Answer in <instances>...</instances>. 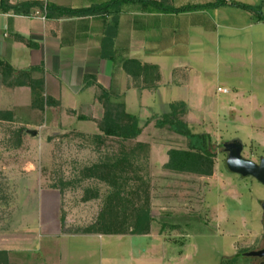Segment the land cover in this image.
Here are the masks:
<instances>
[{"label": "crops", "instance_id": "obj_1", "mask_svg": "<svg viewBox=\"0 0 264 264\" xmlns=\"http://www.w3.org/2000/svg\"><path fill=\"white\" fill-rule=\"evenodd\" d=\"M26 1L32 0H9L11 4ZM40 1L73 9H97L112 0ZM164 1L180 7L216 0ZM96 12L49 18L38 11L29 16L0 10V58L17 69L43 66L46 94L59 101L58 106L46 110V125L34 129L36 134L28 130L30 139L40 138L39 159L32 160L30 152L17 151L15 147H0V169L2 156L10 163L3 171L18 172V177L13 174L8 180H0V264H77L74 254L90 253L89 243L95 238L122 240L164 233L165 223L160 227L155 224L161 208L153 189L163 188V181L166 188L176 176L163 168L169 156L167 161L164 155L160 160L159 143L144 132L131 140L106 136L94 120L80 119L79 115L101 118L104 112L97 98L98 88L84 85L86 74H93L98 84L121 94L127 111V95L133 89L138 91L142 106L160 101L167 108L172 101L160 94L171 85L188 86L192 50L202 52L214 43L264 44V20L228 4L169 12L121 0ZM11 25L14 32L39 47L15 41L9 32ZM111 32L119 56L159 65L161 80L157 90L134 88L131 76L102 57L103 39ZM27 89L31 93L28 86L7 89L0 74V111L12 112L6 118L0 117V130L4 124L14 123L15 110H32L31 97L24 105L12 99V94ZM181 100L190 108L186 99ZM83 108L89 111L82 112ZM53 118L56 123H51ZM22 134L16 139L19 143L29 140ZM160 170L163 174H156ZM131 193L136 194L140 206L152 208L153 221L139 235L132 233L138 215L131 204Z\"/></svg>", "mask_w": 264, "mask_h": 264}, {"label": "rangeland", "instance_id": "obj_2", "mask_svg": "<svg viewBox=\"0 0 264 264\" xmlns=\"http://www.w3.org/2000/svg\"><path fill=\"white\" fill-rule=\"evenodd\" d=\"M246 43L241 41L226 46L214 43L202 52L192 50V69H188L186 80L188 86L171 85L160 94L169 101L186 99L190 108L184 118L191 129L212 135L216 149L214 174L175 173L169 186L164 188L166 183L163 181V188L153 189L155 201L161 208V213L159 210L156 213L155 224L160 227L165 223L163 234L122 240L95 238L89 243L90 253L74 254L77 264L260 263V258L248 253L264 248V183L253 176L230 171L223 148L225 142L239 140L244 145V157L257 163L264 157V44ZM218 87L228 91H219ZM30 97L29 89L12 94V99H18L20 105ZM127 109L139 118L145 136L159 143L160 160L163 155L165 161L168 160L166 148L184 146L182 136L154 126V120L167 111L162 102L152 101L150 105L142 106L138 91L133 89L127 95ZM81 111L89 110L83 108ZM15 117L14 123L1 127V150L15 147L17 151L30 152L32 160L39 159L40 138L33 141L28 130L32 133L41 124L46 125L45 114L42 116L33 109H18ZM148 120L152 121L147 124ZM56 122L54 118L51 121ZM74 122L79 126L77 120ZM46 132L50 130L46 129ZM22 133L29 140L19 143L16 139ZM1 159L0 180H8L13 174L18 177L14 170L3 171L10 163L2 156ZM143 161L146 171L145 157ZM67 169L69 172L70 167ZM160 171L156 174H163ZM241 249H247L244 256L238 255ZM234 257L237 259L232 263Z\"/></svg>", "mask_w": 264, "mask_h": 264}, {"label": "trees", "instance_id": "obj_3", "mask_svg": "<svg viewBox=\"0 0 264 264\" xmlns=\"http://www.w3.org/2000/svg\"><path fill=\"white\" fill-rule=\"evenodd\" d=\"M118 1L121 2V0H112L111 2L102 4L97 9H73L40 0L20 2L17 4H11L9 0H0V10L3 12L14 11L15 14L29 16H32L38 11L49 18H60L88 15L95 11H97L96 13L103 12ZM133 1L142 4L145 8L153 6L159 10L169 12H185L228 4L250 11L257 19L264 20V0H261L259 4H247L235 0H216L209 3L191 4L180 7L173 6L164 0ZM9 32L15 41L22 42L31 48L39 47L35 42L14 32L12 25L9 27ZM113 34L114 32H111V34L103 39L101 45L102 57L112 60L115 65H119L131 76L134 88L140 91L144 89L157 90L161 80L159 65L142 62L139 59L129 56H119ZM37 73L40 74L39 77L35 76ZM0 74L3 84L7 89H14L20 86L30 87L32 92L31 107L42 116L49 107L59 105L58 100L46 94L43 66H31L27 69H17L5 58H0ZM84 85H95L98 88L99 93L97 98L102 104L104 112L101 118L79 115L80 119L94 120L97 123L99 131L106 136H116L131 140L137 139L143 133L144 127L140 124L139 118L127 112L126 103L121 94L117 93L112 88L106 89L98 84L97 78L93 74L85 75ZM187 112L188 107L183 100L172 101L168 104L167 111L154 120V126L158 129H167L185 139L184 146L169 148V160L164 164L163 168L176 174L187 173L199 176H212L214 174L216 157V149L212 135L208 132H194L189 122L184 118ZM11 114V111H0L1 118H6ZM151 121L148 120L146 123L149 124ZM130 200L133 209L138 215L136 226L132 233L139 235L144 231L145 227L153 221L152 208L151 206H140L135 193L130 194ZM245 252H247V249H241L238 255L244 256ZM236 259L237 257H234L232 263H235ZM228 263L230 262L226 264Z\"/></svg>", "mask_w": 264, "mask_h": 264}, {"label": "water", "instance_id": "obj_4", "mask_svg": "<svg viewBox=\"0 0 264 264\" xmlns=\"http://www.w3.org/2000/svg\"><path fill=\"white\" fill-rule=\"evenodd\" d=\"M32 134H36V131H32ZM223 148L225 152L227 153L226 164L230 171L240 174L241 176H253L260 182L264 183L263 177L256 175L252 171L244 170L245 168L240 169L237 166L240 164V160H241L244 162L252 163L256 165L258 168H261L263 167V164H264V157H261L258 163L251 159L244 157L242 154L244 145L239 140H232V141L225 142L223 144ZM262 208H263V213H264V201L262 202ZM248 255L260 258L261 261L259 264H264V248L255 250V251H250Z\"/></svg>", "mask_w": 264, "mask_h": 264}, {"label": "bare ground", "instance_id": "obj_5", "mask_svg": "<svg viewBox=\"0 0 264 264\" xmlns=\"http://www.w3.org/2000/svg\"><path fill=\"white\" fill-rule=\"evenodd\" d=\"M238 168L240 169H244V170H248V171H252L254 172L256 175L261 176L264 178V164L263 167L258 168L256 165L252 164V163H248V162H244L240 160V164L237 165Z\"/></svg>", "mask_w": 264, "mask_h": 264}, {"label": "built area", "instance_id": "obj_6", "mask_svg": "<svg viewBox=\"0 0 264 264\" xmlns=\"http://www.w3.org/2000/svg\"><path fill=\"white\" fill-rule=\"evenodd\" d=\"M218 90H219V91H223V92H227V91H228L227 88H222V87H218Z\"/></svg>", "mask_w": 264, "mask_h": 264}]
</instances>
